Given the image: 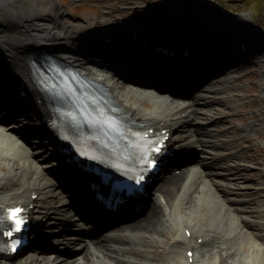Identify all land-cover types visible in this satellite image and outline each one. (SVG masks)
Wrapping results in <instances>:
<instances>
[{"label": "bare ground", "instance_id": "bare-ground-1", "mask_svg": "<svg viewBox=\"0 0 264 264\" xmlns=\"http://www.w3.org/2000/svg\"><path fill=\"white\" fill-rule=\"evenodd\" d=\"M7 1L0 0V3L6 4ZM13 8V6H10L6 7V12L0 11V25H3L5 22V25L9 26L6 20V13H9V11L10 15L21 23L16 27L13 25L14 29H9L3 25L2 27L5 28L0 31V47L5 52V58H8L9 65L7 67L4 65L0 66V78L7 77V74H9L13 75L16 79L20 77L25 81V67L20 59L23 53L29 54L43 47L62 48L64 50H58L62 56L79 67L89 78L104 84L117 104L127 111H132V117L134 119L140 121L151 120L153 123L162 122L168 127L171 126V130L174 132L180 130L182 132L185 131L186 136L183 135V138L178 143L173 141L174 145L177 144L180 146L185 142H187L189 147L202 144L207 147L220 145V142L217 140L212 142L205 139L202 136L203 133L201 137L200 135L196 137L194 132L189 133L192 126H197L194 123L197 120L196 114L198 110L190 108V103H197L196 101L170 99V93L171 95H174V93L168 92L167 95L162 94L163 92H161L160 86L163 83L159 82L154 84L156 87V89L154 88L155 90H134L138 93L139 99H148L153 103L152 108L145 107L138 100H132L129 95L130 92H122L120 90V85L117 81L118 78H121L119 74H113L111 71L106 73L103 70L104 68L96 66V62H94L96 65L73 62L72 55H70L71 51L68 50L70 46L68 45V41L63 39V34L59 39L60 42L53 40L56 31L60 34L62 33L61 30L55 28L57 25L52 26L49 24L46 19H43L41 13L33 16L27 15L22 5L17 6L20 11H16ZM60 16L59 13H54L52 19L56 21L61 20ZM131 28L111 29L105 35L118 36L121 39L125 36L127 30ZM143 31H145V42L153 44L157 37H160L159 34L155 35L149 32L147 28H144ZM173 31L169 30L167 36H162L163 39L170 40L172 37H175L178 32L176 31L174 33ZM0 62L2 63L4 60H0ZM171 89H174V87ZM206 89L211 90L212 87ZM28 90L30 91L29 96L31 97L34 88ZM34 107L38 112L43 109L40 103L34 104ZM207 111L211 122L215 117L211 111ZM8 127L6 123H0V154L4 158L2 164L7 169H0L1 200L6 203L30 201L31 194L34 192L38 196L34 202L39 204V213L43 212L42 215L45 217L56 216L55 225L50 226L51 230L55 227H68L73 231L71 234L72 238L70 239H74L75 241L79 240L82 234L87 233L90 236H94L92 231L88 229L84 230L81 222L84 220L79 221L76 219V216L70 215L74 204L72 203L71 197L64 194L63 191L61 195L57 193V190H59L56 187L58 186L57 181L53 178L51 181H47V179L43 181L44 178L40 177L41 172H43V167L41 166H35L33 170L31 169L32 165L30 163H32V157H28L30 152L26 146V142L21 139L17 130L11 131ZM242 127L244 130L252 129L250 123ZM205 153L199 168H194L181 177L171 178L160 189L159 197L161 194L163 195L161 200L156 196L153 204L149 208H146L143 212L144 214L138 219L130 222L128 227L112 232L111 235L114 238L113 243L106 237V241L101 243L103 249H100L101 246H98V249L87 252L85 257L77 258L73 264H122L119 260H113L112 257H108L107 254H110V252L107 249L125 239H130V237L139 239L140 243L133 244L132 247L137 251L144 252L147 256L140 257L131 255L122 258L126 260L132 258L137 264H185L187 255L184 254V251L189 246H192L193 249L192 264H229L228 262L225 263L222 258L217 259L218 255L223 253L230 257L233 264H236V257L240 256L241 253L239 252L240 249H243V246L248 242L243 240L244 237L251 235L249 228L254 223L250 219V214L261 211V214L257 216L264 215L262 212L264 197L257 200L259 196L256 194V200L251 203V206H254L255 209L251 208V206L249 209L245 208L244 203H248L249 201L247 197L248 193L238 192L237 195L231 196L233 187L223 186L220 180L224 174L218 171H212L214 168L211 167L212 160L222 158L224 155L215 151H206ZM229 154L235 155L231 151ZM207 159H209L210 163H207ZM235 167L236 165H230L228 163L219 166L222 170L229 169L232 172V168ZM225 174L227 175L228 173ZM206 177H208V180ZM51 185H54L55 189H52L53 186ZM47 189H49V194H51V197L48 196L51 201H46L47 199L42 197V195L45 196L44 193ZM189 191H191L192 196L184 203L181 212L176 208H178V203L181 201L183 193ZM201 207H206L205 213ZM198 208L199 211L197 210ZM86 218L88 217L86 216ZM257 223L260 224V222ZM184 228L189 230V236L184 233ZM198 237H201L202 244L197 242ZM71 242L72 240H69L68 243L72 246L81 245L82 243V241H78L76 244H70ZM158 243H162L163 245ZM207 245H212L214 250H204ZM152 246L160 247L161 254L153 253ZM249 251L245 256L246 262L248 261L247 264H264L263 245L253 244ZM68 257L73 258V255L68 250L60 255L54 254V256L38 253L31 259H22L18 263L69 264L70 261L66 260ZM230 264L232 263L230 262Z\"/></svg>", "mask_w": 264, "mask_h": 264}, {"label": "rangeland", "instance_id": "rangeland-1", "mask_svg": "<svg viewBox=\"0 0 264 264\" xmlns=\"http://www.w3.org/2000/svg\"><path fill=\"white\" fill-rule=\"evenodd\" d=\"M18 5H22L29 16L41 13L43 19H46L52 26L57 25V21L52 19L53 14L59 13L61 20H58L59 26L57 25L55 28L62 26L66 36L65 39L74 47V50L76 49L77 54L83 51H91L90 46L92 44L93 46L101 44L99 34L111 29L131 28V26L148 27L156 33H163L164 28L175 29L180 27L179 34L184 37L187 35L186 37L190 39L203 38L202 40H206L207 38L208 40L211 39V35L218 36L219 31L230 34L232 40L241 41L244 38V43L248 48L246 52L236 54L231 58L233 60L230 66L232 67L230 70L232 75L223 80L221 79V81L210 83L209 87H212V90H209L210 92L200 90L198 95L205 92L207 102L202 101L194 107L198 109L196 115L200 118L199 120L205 121L209 118L207 110L211 111L217 118L209 124L213 134L207 133V135H204L208 140L218 139L223 143L220 146L213 147L212 151L223 152L232 149L237 152L235 153L236 156L228 157L219 163L224 164L227 162L230 165H236V168H232L233 172H229V169H214L218 172L229 173L226 176H229L231 183H228L227 179L223 180V183L235 187L236 191L247 188V191L250 190L248 191L250 200L257 195L259 196L257 200L264 197V173L260 170L261 162L264 161V0H8L6 4L0 3V11L6 12L5 8L10 6H13L14 10L20 11L17 8ZM197 12L203 15V22H200L195 16ZM6 20L12 21L10 29H14V26L20 24L19 21L12 18V16H8L7 13ZM55 37L59 38V35L55 34ZM115 44L120 45L122 42H115ZM207 44L208 42L205 43V46ZM100 47L101 45H99ZM220 49L225 51V56H227L229 46L223 43ZM216 51L219 52V49L216 48ZM247 51L253 52L248 53ZM151 56L153 55L151 54ZM226 67L229 66H224V69ZM226 73L228 72L226 71ZM120 86L123 92L128 91L132 85L120 81ZM0 96H3L1 91ZM130 96L133 100L138 99L136 92H130ZM138 102L143 103L144 106L153 107V103L148 99L146 101L139 99ZM30 105L32 106V104ZM15 106H18V104H15ZM26 107L32 108L30 106ZM26 107L18 106L19 111L8 120L10 125H21L33 120L30 117L31 112L24 110ZM7 112L10 113V111ZM250 122L253 128L251 131L247 132L240 129L242 125ZM24 128L25 131L20 129V132L23 135L25 134L30 147L32 169L35 165L40 164L45 168L48 176L51 174V177H54L53 174L55 173V176L59 178L66 177L67 175L63 172L61 173L60 170L53 168L55 161L52 157H49L48 152H50L51 147L49 148L47 141L39 139L42 144L37 145L39 140L36 141L34 137L38 133L43 134L42 130L29 128L28 126ZM173 135L175 139H180L184 133ZM3 159L0 154V169L7 170L2 164ZM214 166L218 167L219 165L215 163ZM46 173L44 172V175ZM62 183L60 185L61 189L62 186H68V183L63 181ZM48 196L49 194H47V199H49ZM191 196V192L183 193L176 209L182 212L184 203ZM0 202L5 203L1 198ZM245 205L248 206L247 203ZM262 205V212L264 213V204ZM201 208L205 213L206 207ZM197 210L199 211V208ZM260 214L258 213V216ZM258 216L256 214L250 216V218L255 219L256 222L261 220L259 227H264V215ZM256 222H253L255 225L252 224L249 228L251 235L245 236L243 239L248 242L243 246V249H240L239 252L241 253L240 256L236 257V264L248 263L245 256L250 252L251 245L258 244L264 247V229L260 230ZM128 226L129 224H124L121 227L124 229ZM139 243L138 238H130L119 248L111 249L112 252L118 253V255L110 253L111 255L109 254L108 257L119 260L122 264H137L132 258L126 260L122 257L131 255L146 257L147 255L144 252L128 248L131 247V244L136 245ZM158 244L163 245L162 243ZM44 245L48 246L46 242H44ZM100 246V249H103L102 245ZM98 248H92L90 252ZM152 248L153 253L161 254L160 247L152 246ZM207 249L214 250L211 245L204 248V250ZM220 258L225 263L230 264L231 262L230 257L224 253L218 255L217 259ZM231 263L233 264V262Z\"/></svg>", "mask_w": 264, "mask_h": 264}, {"label": "snow or ice", "instance_id": "snow-or-ice-1", "mask_svg": "<svg viewBox=\"0 0 264 264\" xmlns=\"http://www.w3.org/2000/svg\"><path fill=\"white\" fill-rule=\"evenodd\" d=\"M160 150L161 149L159 147L155 149V151L157 152H159ZM151 163L154 164L155 161H152ZM23 212H24V209L20 207L8 208V209L0 208V227H7L8 225L5 223V221L11 220L15 226L14 230L18 231L24 223L23 216H22ZM5 234L11 236L12 232L9 231ZM13 247H15V245H13Z\"/></svg>", "mask_w": 264, "mask_h": 264}]
</instances>
